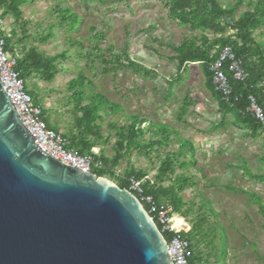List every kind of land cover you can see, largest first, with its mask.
<instances>
[{
  "label": "rangeland",
  "instance_id": "obj_1",
  "mask_svg": "<svg viewBox=\"0 0 264 264\" xmlns=\"http://www.w3.org/2000/svg\"><path fill=\"white\" fill-rule=\"evenodd\" d=\"M236 1L221 3L229 6ZM245 9L242 5L236 16ZM19 10L3 19L13 50L23 54L34 48L45 57H58L60 73L53 82L37 74L26 81L47 125L79 134L77 119L82 114L74 109L68 85L84 73L90 82L85 89L88 97L99 94L119 106L105 108L96 122L102 139L94 149L100 156H115L117 128L128 125L132 116L149 121L139 139L143 145L157 139L151 124L170 127L169 147L134 149L116 167L117 173L135 170L156 177L165 156L180 152L181 140L187 141L188 149L179 159L185 167L176 164V175L184 174L195 183L181 193L192 207L189 220L207 217L202 228L207 237L200 251L209 264H264L260 207L264 208V184L258 179L264 175V135L255 136L220 111L201 65L190 64L179 72L172 59L185 38L203 32L192 33L173 19L169 0H31ZM3 11L0 8V15ZM72 15L77 16L74 23ZM260 32L256 38L264 42ZM231 34L228 30L224 37ZM98 172L94 170L95 175ZM104 178L115 180L111 175Z\"/></svg>",
  "mask_w": 264,
  "mask_h": 264
},
{
  "label": "water",
  "instance_id": "obj_2",
  "mask_svg": "<svg viewBox=\"0 0 264 264\" xmlns=\"http://www.w3.org/2000/svg\"><path fill=\"white\" fill-rule=\"evenodd\" d=\"M34 141L0 78V264H173L129 190Z\"/></svg>",
  "mask_w": 264,
  "mask_h": 264
},
{
  "label": "trees",
  "instance_id": "obj_3",
  "mask_svg": "<svg viewBox=\"0 0 264 264\" xmlns=\"http://www.w3.org/2000/svg\"><path fill=\"white\" fill-rule=\"evenodd\" d=\"M30 1L0 0V8L4 9L0 19H5L9 14H18L19 8L22 5L29 4ZM169 3L170 15L173 19L178 20L184 26H188L192 33L203 32V36L191 35L185 38L176 49V55L172 59L177 62L178 71H183L190 64L201 65L207 78V86L214 91L218 99L220 111L226 115H232L238 125L251 130L255 136L258 133L262 134L264 131L260 124L250 116L242 115V112L248 105L249 96H254L258 105L264 110V42L258 41L256 38L258 30H261L259 35L264 37V0H237L229 6L222 5L221 0H169ZM242 5H245L246 9L237 17V12ZM70 13V10L65 12L66 15ZM76 18V15H72L70 20L74 23ZM228 30L232 34L224 37ZM51 31L52 29L50 33ZM205 32L211 33L213 38L204 34ZM14 35L15 32L12 33V36ZM95 38L98 39V36H95ZM6 39L8 48L14 51L11 38L6 37ZM77 43L80 45L81 42L78 41ZM225 48H231L236 57L242 60L243 67L250 76L245 84L238 82L230 73L229 64H223L222 70L232 88L230 103L223 102L221 95L216 92L213 73L210 70L212 64L219 59L221 51ZM62 57L63 59L67 58L66 54H63ZM57 59V56L45 57L43 53L33 48L24 51L21 59L18 60L16 70L24 80L27 89L26 81L34 74L51 83L60 73L56 65ZM89 85L90 82L84 73L71 80L68 85V90L72 94L71 99L75 105L74 109L76 113L82 114L77 119L79 134H74L72 131L63 132L57 125H48L49 129L57 133L61 134L63 132L62 135L69 141V148H74L81 156L90 154L92 149L98 145V140L102 139L101 132L96 124L98 120L102 119L101 111L107 107L119 108L115 104H110L109 100L102 95L93 94L88 97L85 89ZM28 92L32 96L29 90ZM85 99H89L88 104H84ZM35 103L36 105L40 104L39 101ZM182 114H186V107L183 108ZM130 119L131 122L128 125L117 128L119 139L116 143L115 156L112 159L104 156L100 157L106 169L98 170L99 172L96 174L98 178L105 177L107 174L111 175V171H114L121 160L125 156H129L134 149L143 148L152 151L156 146L159 149L169 147L173 134L170 127L151 124L156 127L152 135L156 136L157 139L145 142V145H143L139 139L146 134V125L149 121L139 116H132ZM158 134H162V136L158 137ZM90 136L95 137V141ZM188 145L187 141L181 140L180 152L168 153L165 156L156 175L157 185L149 187L147 183L144 185V191L147 195L153 196L158 205L171 204L175 212L189 220L192 207L183 202L181 193L189 186L194 187L195 183L184 174L176 175V164H179L181 168L185 167V162H181L179 159L185 155ZM126 174L127 176L141 178L147 173L132 170L126 172ZM258 179L264 184V175L258 176ZM166 181L170 182L168 186H164ZM118 183L122 189H129L127 182L118 181ZM185 207L186 210H183ZM260 207L264 212L263 206L260 205ZM191 221L189 220L193 229L189 237L193 242L194 261L196 264H209L204 257L203 250L200 251V247L205 243L207 237L202 229L207 217L203 214L198 221Z\"/></svg>",
  "mask_w": 264,
  "mask_h": 264
},
{
  "label": "built area",
  "instance_id": "obj_4",
  "mask_svg": "<svg viewBox=\"0 0 264 264\" xmlns=\"http://www.w3.org/2000/svg\"><path fill=\"white\" fill-rule=\"evenodd\" d=\"M5 37L8 36L6 35L4 20L0 19V78L12 108L27 132L35 139L34 144L39 145L54 160L83 172L94 173V170L106 169L100 158V152L92 149L90 154L81 156L74 148H69V141L62 134L48 128L43 118L42 108L36 105L24 80L16 70L22 54L17 50L11 51ZM224 63L229 64L230 73L233 74L236 81L245 84L250 76L244 69L242 60L236 57L231 48H225L221 51L219 59L212 64L210 70L213 73L216 92L221 95L223 102L230 103L232 88L222 70ZM242 115L250 116L260 124L264 131V110L258 105L254 96L248 97V105L243 110ZM106 176L109 177L110 174ZM111 176L117 182L128 183V190L141 202L165 240L172 263L196 264L193 242L189 237L193 226L188 218L175 212L171 204L158 205L153 196L147 195L144 191V185L147 183L149 187L157 185L156 177L151 178L146 174L137 178L136 176H127L126 173L118 174L116 169L111 171ZM176 219H179L181 223L178 224Z\"/></svg>",
  "mask_w": 264,
  "mask_h": 264
},
{
  "label": "bare ground",
  "instance_id": "obj_5",
  "mask_svg": "<svg viewBox=\"0 0 264 264\" xmlns=\"http://www.w3.org/2000/svg\"><path fill=\"white\" fill-rule=\"evenodd\" d=\"M176 222L179 224V223H181V221L179 220V219H176Z\"/></svg>",
  "mask_w": 264,
  "mask_h": 264
}]
</instances>
